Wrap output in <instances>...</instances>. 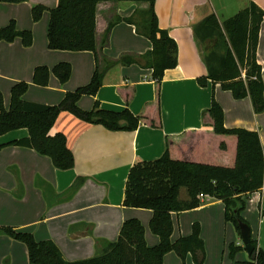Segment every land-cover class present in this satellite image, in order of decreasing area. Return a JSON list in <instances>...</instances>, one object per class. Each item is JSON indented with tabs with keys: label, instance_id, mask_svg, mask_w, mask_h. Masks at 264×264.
Returning <instances> with one entry per match:
<instances>
[{
	"label": "crops",
	"instance_id": "0c3cea01",
	"mask_svg": "<svg viewBox=\"0 0 264 264\" xmlns=\"http://www.w3.org/2000/svg\"><path fill=\"white\" fill-rule=\"evenodd\" d=\"M251 1L264 10V0H248L243 7L237 3L236 10L247 7ZM56 2L58 4V0H26L20 3L0 0V27L16 19L19 30H34L38 39L43 28L32 21V10L30 15L27 12L20 15L14 12V8L27 5L28 11L41 3L56 7ZM147 8L148 3L133 1L104 2L98 5L96 35L101 68L106 67V58L118 61L123 56L136 57L152 49L151 40L139 34L136 25L126 21L112 28L106 46L101 48L100 44L111 20L117 16L129 17ZM226 9L225 3L218 0H156L159 27L166 30L178 45V64L165 70L161 84L160 126L142 123L135 130H110L102 124L88 123L63 111L51 129V134L64 133L68 147L74 154L75 164L66 170L56 168L49 156L29 146L10 143L28 137L27 128L0 136V264H30L26 244L3 233L4 227L33 233L38 241L52 240L68 261L86 259L101 253L107 243L118 239L123 223L132 218L139 219L144 225L146 243L149 246L157 245L160 238L150 228L153 210L124 204L130 170L139 162L160 158L166 150L168 135H179L188 130L202 131L204 136L209 135V128L204 127L202 121V113L211 106L213 97L223 107L225 126L257 131L264 148V111H254L250 96L237 99L220 83L214 84L208 80L202 85L199 82L200 77L207 75V68L194 35V26L212 13L222 22L228 18L224 15ZM45 16L49 24L50 10L44 12L41 20H46ZM21 41V38L12 42L0 41V91L5 95L6 109L10 106L8 97L11 99V89L8 91L7 84L1 78L11 81L12 87L23 80L33 83V73L37 66L72 63L68 61L71 60L68 56L55 55L48 56L45 62L39 53L32 50V45L25 47ZM66 51L87 55L86 64H92L89 72L93 70L94 73L97 66L96 53ZM256 56L258 64L262 66L264 81V17L260 25ZM75 68L74 65L72 70ZM152 74L153 69L145 65L118 62L105 72L98 93L89 96L93 97V103L98 100L101 108L121 111L127 105L124 93H128V88L134 86L135 95L129 108L134 114H139L156 97ZM78 80L79 77L74 85H62L56 75L51 73L49 84L54 86L38 103L58 104L67 91L79 85ZM31 86L41 87L35 83ZM28 91L24 99L37 101L33 94L28 96ZM79 104L86 110L92 106L90 102L83 103L81 98ZM213 155L223 161L228 156L217 149ZM79 179H83L81 185L72 190ZM205 198L201 199L199 207L172 213L174 230L171 239L175 242L181 236L190 235L193 225L198 223L206 246L203 264H234L233 260L225 256V251L230 242L243 245L240 233L225 220L223 201L212 196ZM247 202L248 216L244 218L251 224L253 235L264 250V213L261 212L264 209V187L253 193ZM248 258L244 249L236 255L238 260ZM174 259H177L176 264H197L191 253L183 261L174 251L165 255L164 264H173Z\"/></svg>",
	"mask_w": 264,
	"mask_h": 264
},
{
	"label": "trees",
	"instance_id": "16d2710c",
	"mask_svg": "<svg viewBox=\"0 0 264 264\" xmlns=\"http://www.w3.org/2000/svg\"><path fill=\"white\" fill-rule=\"evenodd\" d=\"M1 1L20 3L26 0ZM118 1L145 2L148 8L136 11L129 17L117 16L111 20L102 35L101 48L108 44L112 28L122 21L136 25L137 32L149 38L153 47L136 57L126 55L118 61L106 58V67L101 68L96 35L98 5ZM155 3L156 0H58L57 6L50 9L47 31L49 48L93 51L97 55L96 69L87 85L67 92L56 105L26 101L23 96L29 84L21 81L11 88L10 106L6 109L0 91V136L27 128L28 137L10 143L29 146L49 156L56 168L66 170L74 166V154L68 147L64 133L51 134L63 111L88 123L102 124L110 130H135L142 123L160 126L161 84L165 70L178 64V45L166 30L159 27ZM46 10L41 4L33 6L34 21H39ZM263 17L264 10L251 1L247 7L222 22L212 13L193 29L207 68V75L199 79L200 84L205 85L210 80L230 90L237 99L250 96L256 113L264 111L262 66L258 64L256 56ZM17 38H21L25 46H30L33 42L32 31L17 29L15 20L0 27V41L12 42ZM118 62L139 63L152 68L155 99L147 103L139 114H134L129 108L135 95V87L131 86L128 88L130 91L124 93L127 105L121 111L101 108L98 100L92 110L82 109L78 105L80 98L83 95L95 96L103 85L107 69ZM52 71L64 83L71 76L72 66L68 62H60ZM50 75L48 66H37L33 83L46 86ZM202 121L204 127L209 128V135L204 136L202 131L196 130L168 135L166 150L160 158L139 162L130 170L124 204L153 210L150 228L160 238L157 245L149 246L146 243L144 225L136 218L126 220L118 239L107 243L101 253L75 261L66 260L52 240L38 241L33 233L12 227L2 228L3 233L26 244L30 264H164L165 255L170 251L178 254L183 261L191 253L197 264H203L206 253L200 225L195 223L190 235L181 236L173 242L172 213L199 207L202 203L200 194L212 196L223 201L225 220L232 222L240 233V221L249 225L242 215L247 201L264 187V148L257 131L225 126L223 107L214 97L211 106L203 111ZM215 149L229 157L226 156L224 161L219 159L213 155ZM82 180H77L72 190L77 189ZM182 188L186 189L185 196H181ZM261 212L264 213V209ZM251 243L255 257L249 256L248 260L236 259L243 245H229L234 264H264V250L252 230Z\"/></svg>",
	"mask_w": 264,
	"mask_h": 264
},
{
	"label": "rangeland",
	"instance_id": "374dc122",
	"mask_svg": "<svg viewBox=\"0 0 264 264\" xmlns=\"http://www.w3.org/2000/svg\"><path fill=\"white\" fill-rule=\"evenodd\" d=\"M215 1L217 2V0H215ZM218 1L225 3V5L227 6L226 12L224 14V15H226L225 17H231L235 13L238 12V10H236L237 9L236 8L237 7L236 4L239 3L238 6L242 5V7H243L248 0H218ZM41 5L45 6L47 8V10H50V9H52L54 7L52 5H48V4H44V3H41ZM56 5H57V2H56ZM27 8H28L27 5H21L20 7H15L14 8V12H18L20 15H24L27 12V14L30 15V11L32 9H28V11H26ZM30 16H31L32 21H34V19L32 17V11H31V15ZM222 16H223V14H222ZM45 18H46V20L45 19L41 20L42 19L41 18L40 19L41 21L40 20H39V22L38 21H35L36 23L39 24L38 25L39 28L40 27L43 28V32H42L41 37L39 36L38 39H37L36 38V35L34 33V30H33V32H32V34H33V42L32 43L33 44H31L32 46L30 45L33 48L32 50H35L37 53H39L40 56L42 57V60L45 61V62H46V59H47L48 56H53V55H55V56H64V57L65 56H68L71 59V60H68V61L72 62L71 65H72L73 68H74V65H75L76 68H75V70H72L71 76H70V78H69L68 81H66L64 83H62L61 81L60 82L62 83V85H67L69 83L71 85H74L76 83V80L79 77V80L77 81L79 83V85H76L75 88L73 90H71V91H75L78 87L87 85L90 82L91 77H92V74H93V70L89 72L90 68H92V64H90V63H87L86 64L87 55L80 54V53H77V52L76 53L75 52H67L66 50H63L62 51V50L50 49L49 46H48V37H47L48 20H47V17L46 16H45ZM14 20H15V23H16V26H17L16 19H14ZM45 27H46V31H45ZM23 30H25V29H23ZM22 44H23V42H22ZM23 46H25V45L23 44ZM25 47H29V46H25ZM42 65L48 66L49 69H50V71H51V73H53L52 70H53L54 65H52V66H49V65H46V64H42ZM87 69H88V72L89 73L88 72L87 73L85 72ZM3 71H9V69H7V70L4 69ZM3 74H5V73H3ZM1 80H3L7 84V89L9 91L11 89V87H12L11 81H9L6 78H1ZM25 82H27L29 84V88H28L29 89V91H28L29 93H28V96L31 97L32 94H33L34 97L36 98V99L35 98L34 99L37 100V101H34V102H37V103H38L39 100H41L40 99L41 97H43L44 95L49 94L51 92L50 87L51 86H54L53 84H51V85L49 84L50 83V79H49L48 85L41 86L39 88L34 87V86H31V85H33V83H30L28 81H25ZM32 82H33V80H32ZM33 90H34V93H33ZM67 92H70V91H67ZM3 96H4V103H6V101H5V95L3 94ZM85 96H82L81 97L82 102L83 103L90 102V105H92V103H93V97L92 96H89V95H88V97H85ZM27 98H29V97H27ZM9 101H10V96L8 97V102ZM95 102H96V100L94 101V103L91 106V108L88 109V110H92L95 107ZM59 103L60 102H58V104ZM79 106H80V104H79ZM84 110H86V109H84ZM185 194H186V189L185 188H182V190H181V196H185ZM205 199H208V198L206 197ZM246 214H247V207L242 211L243 217H245ZM246 216H248V215H246ZM256 217H257L256 220L258 221V215ZM227 223L230 224L233 228H235V226H234V224L232 222L227 221ZM249 226H250L251 230L254 231L252 229L251 224H249ZM236 231H237V229H236ZM252 234H254V233L252 232ZM231 243H235V242H230L227 245L226 251H225V256H227L228 259L230 258L231 260H233L230 257V250H229V245ZM204 244H205V242H204ZM205 253H206V246H205ZM176 261H177V259H174L173 260V264H176L177 263Z\"/></svg>",
	"mask_w": 264,
	"mask_h": 264
},
{
	"label": "water",
	"instance_id": "95a60500",
	"mask_svg": "<svg viewBox=\"0 0 264 264\" xmlns=\"http://www.w3.org/2000/svg\"><path fill=\"white\" fill-rule=\"evenodd\" d=\"M239 226H240V236L242 239L243 249L247 252V254L251 258H254L255 255L253 253V245L251 243V228L247 223L242 221L239 222Z\"/></svg>",
	"mask_w": 264,
	"mask_h": 264
},
{
	"label": "built area",
	"instance_id": "2783aa9c",
	"mask_svg": "<svg viewBox=\"0 0 264 264\" xmlns=\"http://www.w3.org/2000/svg\"><path fill=\"white\" fill-rule=\"evenodd\" d=\"M208 195H204V194H200V199H204L205 197H207Z\"/></svg>",
	"mask_w": 264,
	"mask_h": 264
}]
</instances>
